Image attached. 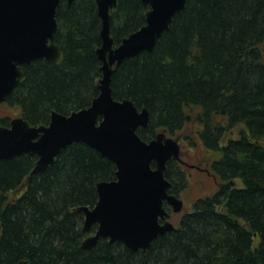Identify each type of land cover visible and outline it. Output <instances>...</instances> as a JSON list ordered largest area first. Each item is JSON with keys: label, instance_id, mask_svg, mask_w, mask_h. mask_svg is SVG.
Segmentation results:
<instances>
[{"label": "trees", "instance_id": "trees-1", "mask_svg": "<svg viewBox=\"0 0 264 264\" xmlns=\"http://www.w3.org/2000/svg\"><path fill=\"white\" fill-rule=\"evenodd\" d=\"M60 3L62 56L22 65L25 75L7 99L32 125L48 123L53 110L90 106L99 94L97 3ZM111 12L117 44L146 23L141 0H119ZM173 21L153 51L115 67L114 96L148 108L149 126L138 130L146 140L196 120L221 185L146 249L103 237L85 248L78 207L95 205L97 182L114 179L116 164L82 141L32 175L37 155L1 158L0 263L264 264V0H188Z\"/></svg>", "mask_w": 264, "mask_h": 264}, {"label": "water", "instance_id": "water-1", "mask_svg": "<svg viewBox=\"0 0 264 264\" xmlns=\"http://www.w3.org/2000/svg\"><path fill=\"white\" fill-rule=\"evenodd\" d=\"M62 0H0V102L20 86L22 65L33 60L58 61L63 49L57 42V9ZM69 4L74 0H67ZM101 17L102 42L97 49L102 75L99 94L90 106L68 114L53 110L46 124H30L25 116L0 123V159L29 153L37 155L36 171H46L61 151L74 142H85L116 164V178L97 182L98 200L84 212L83 232L97 224L83 247L91 248L101 237L121 241L130 249H146L154 238L175 230L170 211H181L183 200L169 192L167 163L182 160L178 140L161 131L146 140L139 134L151 119L147 107L132 99H118L112 89L115 67L143 51H153L174 17L188 0H141L147 10L145 24L116 43L112 12L119 0H95ZM2 264V263H0ZM7 264V263H6ZM17 264H30L19 261Z\"/></svg>", "mask_w": 264, "mask_h": 264}, {"label": "rangeland", "instance_id": "rangeland-1", "mask_svg": "<svg viewBox=\"0 0 264 264\" xmlns=\"http://www.w3.org/2000/svg\"><path fill=\"white\" fill-rule=\"evenodd\" d=\"M22 110L18 106L9 104L7 101L0 103V119L1 117L5 118L15 116H21ZM198 123L196 120H192L187 123L184 128L173 135L166 131L168 136H174L182 147L181 157L185 160H188L191 163H198L202 166H210L213 160L216 157V154L207 149L202 142L199 140L198 133ZM195 142V143H194ZM189 168V167H188ZM186 172L187 180L184 182V189H180V197L184 200L185 207L181 212L173 214L171 221L177 226L182 218V215L185 214L188 210L193 209L194 203L201 196H208L215 192L218 187L217 180L211 175H207L206 172H201L200 170L189 168ZM186 178V177H185ZM180 179L175 176L176 184H179ZM236 186H242V182L238 179L235 181ZM170 191V190H169ZM90 234V233H88ZM257 244V239L255 241Z\"/></svg>", "mask_w": 264, "mask_h": 264}, {"label": "flooded vegetation", "instance_id": "flooded-vegetation-1", "mask_svg": "<svg viewBox=\"0 0 264 264\" xmlns=\"http://www.w3.org/2000/svg\"><path fill=\"white\" fill-rule=\"evenodd\" d=\"M69 5H71V4H69ZM188 167L192 168V169H196V170L198 169V170H200L201 172H204V173L206 172V174L208 176L212 175L214 177V179L217 180L218 186L221 185L222 182H220V180L218 179L217 175L215 174L214 169L212 168V164L210 166H202V165H199L198 163H191V162H189L186 159L184 160L183 158H182V160L171 159V160L168 161L167 169H166L167 172L168 171L172 172L173 178H174L173 179L174 182L171 179H169L172 182V187L170 188V193H173V194L177 193L178 195H180L179 190L180 189H184V187H182L184 185V182H182V181H186L187 180V176L185 174H186V172L188 170H190ZM175 176L178 177V179H180L179 180L180 181L179 184H176ZM110 180H112V179H110ZM176 213L171 212V218H173L174 217L173 214H176ZM96 227H97V224L95 226H93V228L91 230V233L95 232Z\"/></svg>", "mask_w": 264, "mask_h": 264}, {"label": "bare ground", "instance_id": "bare-ground-1", "mask_svg": "<svg viewBox=\"0 0 264 264\" xmlns=\"http://www.w3.org/2000/svg\"><path fill=\"white\" fill-rule=\"evenodd\" d=\"M100 78H101V77H100ZM100 78H99V79H100ZM32 174H34L33 171L31 172V175H32Z\"/></svg>", "mask_w": 264, "mask_h": 264}]
</instances>
